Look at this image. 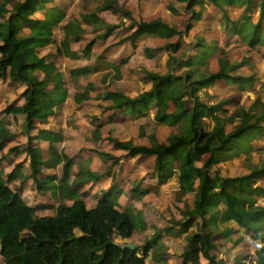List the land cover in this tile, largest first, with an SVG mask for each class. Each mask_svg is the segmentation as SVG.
Here are the masks:
<instances>
[{"label":"trees","instance_id":"16d2710c","mask_svg":"<svg viewBox=\"0 0 264 264\" xmlns=\"http://www.w3.org/2000/svg\"><path fill=\"white\" fill-rule=\"evenodd\" d=\"M173 1L171 11L184 26L182 31L172 28L161 18L136 23L118 4V0H103L98 9L132 19L129 25H121L126 33L115 39L118 49L143 35L157 33L165 38L175 35L176 40L167 42L165 46L177 53L182 43L186 42L185 36L190 34L193 24L205 15L208 6L222 19L223 30L230 35L226 42L231 38H241L249 46H264V0ZM56 4V0L0 2V82L12 87L24 86L16 99L2 110L0 150L4 140L11 136L4 123H11L18 115L24 116L22 132L27 137L24 151L30 158L32 171L28 178L33 179L41 191L51 190L53 197L59 194L60 199L67 198L72 203L58 202L55 206L37 203L31 206L18 190L9 186L21 176V162L6 175L0 173V255L3 264H145L148 253L150 260L159 262L162 257L156 248L161 246V237L173 231L186 233L179 264H227L223 258L213 254L217 250L213 241L214 227L218 224L226 229L231 224L244 228L257 245L253 261L248 262L246 257L239 256L233 264H264V209H249L255 195L264 197V165H253L248 174L241 176L222 177L217 170L213 174L209 172L219 160L246 152L251 139L264 137V125L261 124L264 107L261 111L238 107L229 112L223 107L228 100L208 103L198 94L200 89L208 88L218 80L245 90L258 77L237 73L236 69L244 65L246 59L233 61L230 52L220 48L217 39L213 41L206 34L192 36L195 42L186 47H191L192 52L186 49L185 58H181V54L170 55L165 73L145 71V78L151 82L147 91L132 97L120 91L112 92L114 100L108 108L112 113L106 121H100L103 124L117 116L132 117L134 114L138 118L146 117L153 110L151 119L155 125L164 123L166 119H176L175 133L169 139L161 140L158 132L154 131L146 136L148 143L137 145L131 139L106 136L104 143L112 152L102 151L99 158L102 162L111 161L110 170L99 175L80 164L79 172L72 180L68 177L72 166L70 159L65 155H56L49 146L52 165L63 164L60 184L56 186L51 175L38 177L43 160L40 150L32 145L30 132L37 128V123L47 124L48 119L55 115V101L62 102L66 96L61 74L53 62L39 54L52 43L53 27L65 18ZM230 8L238 11L237 19L229 13ZM254 13L257 18L253 21ZM38 14L42 18L37 17ZM82 17L89 25L98 22L90 19L91 15L84 14ZM107 27V32L98 38L104 39L120 25ZM80 31L76 21L64 25L62 46L65 51H68L65 42L69 40V34L71 39L78 40L77 32ZM93 42L86 46L87 54ZM147 52L151 57L152 50ZM214 54H217V65L213 71L209 69L208 58ZM171 60L176 62V69L170 66ZM125 62L120 58L118 64L111 63L117 75ZM88 92L89 88H85L83 92L76 93L75 103L88 100ZM187 102L191 104L189 107ZM8 117L10 120H7ZM207 119L212 125L206 124ZM140 134H144L143 127H140ZM40 138L50 143L57 136L41 131ZM12 150L20 154L19 148ZM118 151L122 153L116 154ZM135 156L153 158L149 175L151 181L160 183L175 174L176 198L187 194L193 198L191 208H187L188 216L183 221H176L177 225L172 223L162 229L156 228L154 236L144 246L130 249L120 241H127L144 225L138 206L150 187L142 189L138 183L128 187L130 193L125 196L129 202L123 209L118 207L117 201L123 191L114 184L115 188L98 196L92 207H87L79 197L78 188L105 178L112 168ZM57 188L60 189L58 193L55 192ZM131 200H134V205ZM49 208L53 209L51 215L37 214L38 210ZM219 232L221 239L231 236V233Z\"/></svg>","mask_w":264,"mask_h":264},{"label":"rangeland","instance_id":"374dc122","mask_svg":"<svg viewBox=\"0 0 264 264\" xmlns=\"http://www.w3.org/2000/svg\"><path fill=\"white\" fill-rule=\"evenodd\" d=\"M20 1L22 0H13L14 3ZM56 2V6L63 11L65 18L53 27L52 43L41 51L39 50V54L48 61L53 62L61 74L66 96L62 102L55 101L56 115L49 118L47 124H40L38 129L31 130L30 135H33L31 139L33 146L39 149L42 148V157L47 162L50 153L47 151V147L45 148V143L36 135L41 131L57 135V140H54L53 146H51L56 155H65L70 159L72 163L68 173L70 180L78 174L80 163L86 164L90 171H94L99 175H104L110 170L108 168L111 161L102 162L99 158V153L102 151L112 152L104 143L106 136H113L121 140L131 139L135 144L140 145L148 143L146 136L154 131L158 132V137L161 140H167L172 136L171 134L175 133L176 119H166L164 123L155 125L150 118L153 110L146 117L138 118L134 114L132 117L117 116L103 124L100 121L108 119V116L112 113L108 109L114 100L111 96L112 92L120 91L132 97L147 91L151 82L145 78L144 72L165 73L169 56L173 55L175 57L181 54V58H185L187 52L184 53V51L187 49V44L190 46L192 41L195 42L192 38L194 35L206 34L213 41L217 39L220 48L228 50L233 61L246 59L244 65L236 69L237 73L241 72L242 74L246 73L258 77L246 91L244 89L239 90L234 85H224L223 81L218 80L210 87L200 89L198 94L202 100L208 103H215L221 99L228 100L229 103H225L223 107L228 109L229 112L238 107L252 108L259 111L264 107V46H249L241 38H231L232 40L226 42L230 35L223 30V22L220 16L213 12L209 6L205 15L193 24L190 34L185 36L186 42L182 43L177 53H173L165 45L167 42H174L177 38L175 35L165 38L157 33L146 34L120 49L114 43L115 39L126 33L121 25L123 23L129 25L132 19L138 23L161 18L172 28L182 31L184 26L171 11V7L174 5L173 0H118V4L123 7V10L130 14L132 19L129 20L122 14L99 10L98 8L103 0H56ZM205 5L207 4L205 3ZM236 12L238 11L235 9L230 8L229 10L234 19H237ZM84 14L91 15L90 19L98 22L94 25L87 24L82 17ZM256 15V13L253 14V21L256 20ZM37 17L42 18V15L38 14ZM73 20L76 21L81 30L77 32L79 39L73 40L74 38L71 39V34H69V40H71L65 42L68 46V51H65L62 46L65 35L64 25L71 21L74 23ZM117 25H120V27L114 28L104 39L98 38L107 32L109 29L107 26ZM91 41L94 42L89 54H87L85 49ZM148 49L149 51L152 50L151 57L148 56ZM188 49L189 52H192L191 47ZM216 56L217 54H214L208 58L209 69L213 71L217 65ZM120 58H123L126 62L120 66V74L117 75L111 63L118 64ZM170 66L176 69V62L171 60ZM180 73L183 72L180 70ZM85 88H89V99L81 104L75 103V94L83 92ZM23 89L24 86L22 85L12 87L0 82V119L4 117L3 108L13 102ZM186 105L189 107L191 104L187 102ZM7 120H10L9 117ZM24 120V116L18 115L11 123H4V126L11 132V136L4 140L2 150H0V173L3 175L9 173L19 162L22 163L21 171L24 175L30 174L28 156L24 152V148L27 146V137L22 132ZM205 122L212 125L211 120L207 119ZM261 124L264 125V120ZM140 127H143V135L140 134ZM46 142L48 143V140ZM248 144L249 149L246 152H240L227 159L219 160L213 164L209 172L213 174L217 170L222 177L241 176L248 174L253 165H264V137H255ZM14 147L19 148V155L12 150ZM121 153V151L116 152V154ZM153 162L154 160L151 157L135 156L123 162L122 165L112 168V171L108 172L109 174L105 178L78 188L79 197L85 201L87 207H92L96 203V197H101L102 191L108 186V189H110L111 180L113 181L116 177L117 180H121V189L124 190L122 194H119L120 196L118 195L117 199L118 207L123 209L127 207L129 202L125 196V194L130 193L128 187L134 186L135 183H138L142 189L150 187L147 194L139 200L138 206L140 207L138 209L142 212L144 225L141 226L139 233L133 234L127 241H120L121 243L144 246L154 236L156 228L162 229L171 226L176 221H183L188 216L186 215L189 212L187 208L192 206L193 196L191 194L184 195L180 199L176 198L177 177L175 174L164 178L160 183L150 180L149 175ZM59 165V168L54 166L45 170L54 175L53 179L56 181V186L59 185L57 183L58 179L62 177L63 164L60 163ZM21 183L15 179L9 186L13 190H18L23 200L31 206L37 203L45 205L51 203L54 206L58 202L66 205L72 203L67 198H53L50 193L41 195L46 191L41 192L33 183L30 185H25V182ZM30 186L32 190L36 188L34 191L36 193L26 188ZM47 191L51 192V190ZM130 202L134 205V200ZM254 207L264 209L263 196L255 195L254 202L252 206H249V209L253 210ZM52 212L53 209L49 208L38 210L37 214L51 215ZM173 225L177 224L174 223ZM215 227L214 232L216 233L213 241L217 245V250L213 251V254L223 258L227 264H233L234 259L239 256L246 257L248 262L255 259L257 245L251 238L249 231L234 224H231L228 229L221 224ZM219 230L222 233H231L230 238L221 239ZM173 232L162 236L161 246L159 249L156 248L158 254H161V261L153 262L150 260L148 253L145 264H179L181 260L179 254L185 246L186 233ZM0 264H3L1 255Z\"/></svg>","mask_w":264,"mask_h":264},{"label":"crops","instance_id":"0c3cea01","mask_svg":"<svg viewBox=\"0 0 264 264\" xmlns=\"http://www.w3.org/2000/svg\"><path fill=\"white\" fill-rule=\"evenodd\" d=\"M224 85H225V84H224ZM232 86H233V85H232ZM234 86H236V85H234ZM236 87H237V86H236ZM248 87H250V86H248ZM248 87H247V88H248ZM237 89L241 90V89L238 88V87H237ZM246 90H247V89H245V91H246ZM227 103H229V102H227ZM54 110H55V109H54ZM55 115H56V112H55ZM55 115H54V116H55ZM54 116H53V117H54ZM124 116H126V115H124ZM53 117H50V118H53ZM151 117H152V116H150V118H151ZM108 118H109V116H108ZM114 118H115V117H114ZM114 118H113V119H114ZM105 120H107V119H105ZM105 120H104V121H105ZM47 123H48V122H47ZM39 125H40V123H37V124H36V126H37L36 129H38V126H39ZM39 131H40V130H39ZM51 135H52V134L50 133V136H51ZM32 136H33V135H32ZM36 136H38V137L40 138V133L37 134ZM56 136H57V135H56ZM40 139H41V138H40ZM41 140H42V139H41ZM56 140H57V139H56ZM53 141H54V140H53ZM53 141H51L50 143H49V142L47 143L46 141L42 140V142L46 144V145L44 144V146H45V148L47 147V151H48L49 153H50L49 146H51V145L53 146ZM32 145H33V144H32ZM52 146H51V147H52ZM34 147H35V146H34ZM35 148H37V147H35ZM52 148H53V147H52ZM37 149H39V148H37ZM41 149H42V148H41ZM41 149H39L40 152H41ZM1 150H2V149H1ZM24 152H25V151H24ZM18 155H19V154H18ZM26 155L28 156L27 153H26ZM41 158H42V160H43V165L41 166V172H40V174L38 175L39 178H40V177H44V176H49V175H51L49 172H47V171H45V170H48V169H51V168L54 167V166L52 165V161H51V154H50L49 161H48L49 163H48L46 160H44V158L42 157V152H41ZM29 160H30V158H29V156H28V158H27L28 163H29ZM22 162H23V161H22ZM84 162H85V161H84ZM21 164H22V163H21ZM80 164H81V163H80ZM80 164H79V166H78L79 168H80ZM82 164H83V163H82ZM83 165H84V164H83ZM5 166H7V165H5ZM5 166H4V167H5ZM28 166H29V171H30V174H31L32 171H31V168H30V164H29ZM59 166H60L59 164H58V165H55V168H59ZM85 166L87 167L86 164H85ZM14 167H15V166H14ZM14 167H13V168H14ZM13 168H12V169H13ZM44 168H45V169H44ZM11 171H12V170H11ZM11 171H10V172H11ZM61 172H62V169H61ZM20 173H21V176H18V177L15 178V179H17L19 182H22V181H23L22 183L25 182V185H30V184L33 183L34 186L37 188V183H35V182L33 181V179H31L30 177L28 178V176H29L30 174L26 176V175H24V173H23L21 170H20ZM4 175H6V174H4ZM4 175H3V176H4ZM25 176L27 177L26 179L24 178ZM51 176L53 177L54 175H51ZM119 178H120V177H119ZM15 179H14V180H15ZM22 179H23V180H22ZM24 179H25V180H24ZM14 180H13V181H14ZM26 180H27V181H26ZM29 180H31V181H29ZM60 180H61V179H58V182H57L58 184H60ZM13 181H12V182H13ZM120 182H121V180H117L116 177H114V180H113V181L111 180V185H110L111 187H110V189L116 187V188H119L120 190H122V189H121V185H120L121 183H120ZM22 183H21V184H22ZM54 183H56L55 179H54ZM113 184H114L115 187L113 186ZM58 186H59V185H58ZM26 188H27V189L29 188L33 193H36V192H34V191L36 190V188L33 189V190L31 189V186H30V187H26ZM108 188H109V186H108L106 189H104V190L102 191V195L105 194L106 191H109V190H110V189H108ZM59 190H60V189L57 188L55 192L58 193ZM41 192H42V191H41ZM123 192H124V190H123ZM123 192H122V193H123ZM47 193H50V194L52 195V192H49V191H46V193L43 192L41 195H47ZM122 193H120V194H122ZM58 196H59V194H56V196H54V197L52 196V197H53V198H60V197H58ZM119 196H120V195H119ZM96 199H97V197H96Z\"/></svg>","mask_w":264,"mask_h":264},{"label":"water","instance_id":"95a60500","mask_svg":"<svg viewBox=\"0 0 264 264\" xmlns=\"http://www.w3.org/2000/svg\"><path fill=\"white\" fill-rule=\"evenodd\" d=\"M126 247L130 248V249H134L135 248V244H125Z\"/></svg>","mask_w":264,"mask_h":264},{"label":"clouds","instance_id":"9594fccd","mask_svg":"<svg viewBox=\"0 0 264 264\" xmlns=\"http://www.w3.org/2000/svg\"><path fill=\"white\" fill-rule=\"evenodd\" d=\"M121 243V242H120ZM125 245V244H124Z\"/></svg>","mask_w":264,"mask_h":264}]
</instances>
